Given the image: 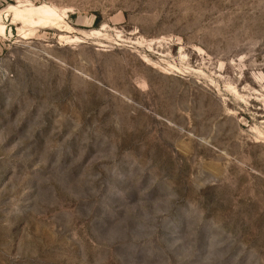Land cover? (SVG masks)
Segmentation results:
<instances>
[{
	"label": "rangeland",
	"instance_id": "374dc122",
	"mask_svg": "<svg viewBox=\"0 0 264 264\" xmlns=\"http://www.w3.org/2000/svg\"><path fill=\"white\" fill-rule=\"evenodd\" d=\"M0 24V264H264V0Z\"/></svg>",
	"mask_w": 264,
	"mask_h": 264
},
{
	"label": "bare ground",
	"instance_id": "6f19581e",
	"mask_svg": "<svg viewBox=\"0 0 264 264\" xmlns=\"http://www.w3.org/2000/svg\"><path fill=\"white\" fill-rule=\"evenodd\" d=\"M18 8V7H17ZM15 9V13L19 12L21 17L23 19L27 20H35V21H41L42 23L45 22H51L52 20L54 21L56 17V12L52 7H49L47 5H39L36 9L33 8H24V9ZM57 18V17H56ZM35 21H33L35 23ZM52 21V22H53ZM0 33H5V26L0 24Z\"/></svg>",
	"mask_w": 264,
	"mask_h": 264
}]
</instances>
